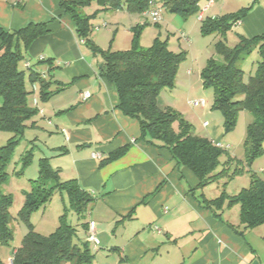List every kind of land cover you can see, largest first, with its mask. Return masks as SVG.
Wrapping results in <instances>:
<instances>
[{
	"label": "crops",
	"instance_id": "0c3cea01",
	"mask_svg": "<svg viewBox=\"0 0 264 264\" xmlns=\"http://www.w3.org/2000/svg\"><path fill=\"white\" fill-rule=\"evenodd\" d=\"M214 6L207 7L203 17ZM248 6L247 16L230 29L239 32L238 37L264 32V0H249L242 7ZM224 7L222 1L219 10L207 17L231 13H222ZM135 15L147 18L143 12ZM137 21L134 17L130 25H138ZM40 22L46 23L48 32L30 44L24 67L28 63L49 80L47 91L52 93L42 101L38 83L31 84L30 102L39 110L28 123L39 128L41 119L48 127L45 146L50 156L42 158H49L60 181L75 179L93 198L76 232L81 233L80 242H88L94 254L92 262L102 250L117 253L115 264H264V224L244 229L239 205H224L217 214L199 205L198 194L212 199L220 192L207 194L210 184L193 190L198 185L196 175L188 167L179 166L166 148L140 137L139 122L121 112L115 85L100 75L101 56L77 36L74 21L62 10L60 0H0V26L4 30ZM105 32L112 33L110 28ZM129 39L111 50L128 49ZM46 59L50 61L40 62ZM191 73L189 68L188 76ZM84 92L89 93L87 98H83ZM158 103L165 107L160 95ZM206 127L211 140L222 145L215 127ZM125 145L128 149L122 155L100 164L109 153ZM224 148L230 153L228 144ZM91 221L95 223L96 241L88 240ZM82 222L87 223L85 229ZM11 255L12 251L8 258Z\"/></svg>",
	"mask_w": 264,
	"mask_h": 264
},
{
	"label": "trees",
	"instance_id": "16d2710c",
	"mask_svg": "<svg viewBox=\"0 0 264 264\" xmlns=\"http://www.w3.org/2000/svg\"><path fill=\"white\" fill-rule=\"evenodd\" d=\"M96 2L101 10L126 8L130 12L141 13L148 9L154 0H60L62 10L74 21L77 36L94 53H98L103 62L100 75L115 85L119 103L118 108L124 115L135 118L140 125V137L149 144L166 148L179 166L188 167L197 177L195 189L225 179V184L235 175L241 174L242 166L231 170L234 158L221 145L206 137L197 136L191 126L176 111L161 107L158 103L160 92L172 88L185 52H174L168 46L167 39L155 37L152 44L142 47L138 43L140 30L147 24H138L133 28L131 46L124 50H103L91 39L90 17L82 9ZM162 6L172 14L185 17L198 10L199 0H160ZM157 4V3H156ZM160 8V7H159ZM251 6L217 17H203L201 31L204 33H225L238 21L245 18ZM157 23V22H155ZM46 23H29L17 30H4L0 26V129H10L21 133L28 120L38 114V107L30 104L25 80L30 84L38 83L40 99L44 101L52 91H47L50 82L40 76L29 64L19 68V62L25 60L22 52L38 37L46 34ZM256 50L259 60L253 74L244 80V71L240 63ZM215 51L222 60L213 57L207 60L200 71L203 86L214 90L213 108L223 114V126L230 130L238 111L246 110L251 114L243 141L244 161L250 164L254 158L264 154V32L254 36L239 35L237 43L230 47L222 40L215 43ZM42 60V59H41ZM46 59L40 62H49ZM10 141L8 144L13 143ZM128 149L125 145L100 161V164L113 160ZM9 145L0 147V246L9 245L13 239L10 207L12 195L4 193L1 185L7 180L5 166L9 160ZM225 156L223 160L221 157ZM220 167V168H219ZM219 168V169H218ZM249 184L235 194H228L223 188L212 199L202 193L196 196L199 205L210 208L216 213L226 205H239V220L244 229H253L264 224V179L256 173H250ZM25 192V202L19 210L27 230L21 244L12 250V264H90L94 258L87 241L74 242L77 227L66 220L63 213L54 231L43 235L33 229L29 222L31 213L48 202L54 191L65 192L69 209L79 220L83 218L93 198L83 190L75 179L60 181L57 170L51 168L47 158L39 161V176L30 183ZM86 228L87 223L80 224ZM0 264H5L0 257Z\"/></svg>",
	"mask_w": 264,
	"mask_h": 264
},
{
	"label": "rangeland",
	"instance_id": "374dc122",
	"mask_svg": "<svg viewBox=\"0 0 264 264\" xmlns=\"http://www.w3.org/2000/svg\"><path fill=\"white\" fill-rule=\"evenodd\" d=\"M208 0H199L198 10L185 16L180 17L172 14L162 6L160 0H156L160 7L161 18L158 21H152L144 18H138L134 12L128 11L125 7L119 9L101 10L96 2L83 7L84 12L90 17V25L92 26L91 37L94 38V43L99 48L106 50L112 49L115 44H126L129 42V37L133 38L135 26L130 25L131 20L137 17L139 24L146 22L140 30L138 43L140 46L148 47L153 42V37L160 39H169L170 48L174 52H185V57L179 65L174 86L172 88H164L160 92L161 99L165 107L176 111L184 120L190 124L191 130L197 136L206 137L211 140V135L207 132V125L215 127V133L222 143V147L229 145L228 150L234 158L231 170L236 166L244 168L241 174L233 176L223 187L222 183L225 179L218 182L208 184L206 193L214 195L220 192L223 188L228 194H235L242 187L249 184L250 173H256L264 179V154L256 157L250 164L245 163V150L243 141L246 134L247 124L251 120V114L246 110H240L236 116L234 126L226 131L223 126V114L220 110L213 108L214 90L212 87H205L200 78V71L206 65L207 60L213 57L219 61L221 56L215 51V43L222 40L226 45L232 47L239 40L237 33L233 30H228L225 35L219 33H204L201 31V20H197V15L204 3ZM224 4L222 13L236 11L242 6H247L249 0H213L212 7L205 15L210 16V13L219 10V3ZM103 14V16L97 14ZM139 14V13H138ZM223 15V14H222ZM108 24L107 28L104 27ZM137 21V22H138ZM104 22V23H103ZM136 22V21H135ZM157 22V23H155ZM110 28L112 33L106 34L105 30ZM146 28V29H145ZM98 30L99 33H98ZM125 31H130V34H124ZM98 40L96 41V34ZM116 37L114 38V35ZM132 41V39H131ZM103 46V47H102ZM122 48V47H121ZM121 50V49H120ZM26 59L27 51L22 50ZM259 56L254 50L241 61L240 67L244 71V80H247L250 74H253L256 68ZM19 68L25 69V79L27 78V70L24 67V60L19 62ZM192 69L190 76L187 74L188 69ZM27 91L31 90V84L25 80ZM33 93L28 97V100L33 101ZM203 98L206 100L205 107H193L189 104L191 100ZM2 98L0 97V105ZM33 102H30L32 105ZM34 106V103H33ZM28 121L23 127L21 133H16L13 130L0 129V147L9 145V160L6 163L5 171L8 173L7 180L1 185V190L4 193L12 195V205L9 209L12 216L11 227L13 229V239L9 245L0 247L2 261L5 264H10L9 252L21 244L24 233L27 230L26 223L22 220L18 212L25 202V192L29 190L30 183L37 180L39 176V161L42 157L50 156L46 149L45 142L48 140V127L45 126L43 120L38 119V127H30ZM10 141H14L8 144ZM49 142V141H48ZM218 142V141H217ZM225 156L221 157V160ZM49 163V158L47 157ZM220 168V167H219ZM218 168V169H219ZM68 206V199L65 192L54 191L51 198L43 204L39 209L33 211L29 216V222L33 225V229L43 235H48L55 230L59 223V217L64 213L66 220L71 225L78 227L80 222L78 216L65 209ZM81 233L74 237V242L80 243ZM95 261L91 264H115L117 262V253L103 252L98 250Z\"/></svg>",
	"mask_w": 264,
	"mask_h": 264
},
{
	"label": "built area",
	"instance_id": "2783aa9c",
	"mask_svg": "<svg viewBox=\"0 0 264 264\" xmlns=\"http://www.w3.org/2000/svg\"><path fill=\"white\" fill-rule=\"evenodd\" d=\"M212 3H213V0H208L206 7H204L202 10L199 11L198 19L201 20L203 18V11L207 7H209ZM143 14L145 16H147V18H150L152 21H158L161 18L159 6L152 1H150L148 9L143 11ZM27 65H28V63L26 64V66ZM82 96H83V98H87L89 96V93L84 92V93H82ZM34 102L36 103L35 99H34ZM189 104L193 107H204L206 105V100H204L203 98L194 99V100H191L189 102ZM93 155H97V154L94 153ZM94 224L95 223L93 221H91L88 225V240H90V241H96L95 233H94ZM11 259H12V257H11ZM11 259H10V264H12Z\"/></svg>",
	"mask_w": 264,
	"mask_h": 264
},
{
	"label": "water",
	"instance_id": "95a60500",
	"mask_svg": "<svg viewBox=\"0 0 264 264\" xmlns=\"http://www.w3.org/2000/svg\"><path fill=\"white\" fill-rule=\"evenodd\" d=\"M100 66H102V65H100Z\"/></svg>",
	"mask_w": 264,
	"mask_h": 264
}]
</instances>
